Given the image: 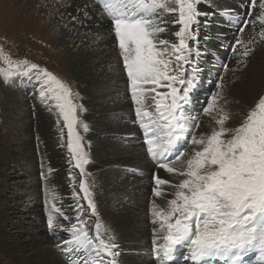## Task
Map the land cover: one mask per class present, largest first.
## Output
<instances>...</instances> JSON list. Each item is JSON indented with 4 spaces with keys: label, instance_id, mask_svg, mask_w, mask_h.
Returning <instances> with one entry per match:
<instances>
[{
    "label": "snow or ice",
    "instance_id": "6c2138e0",
    "mask_svg": "<svg viewBox=\"0 0 264 264\" xmlns=\"http://www.w3.org/2000/svg\"><path fill=\"white\" fill-rule=\"evenodd\" d=\"M56 4L65 28L108 41L105 48L118 59L107 71L125 77L123 93L114 99L128 101L129 114L109 113L106 119L133 126L111 138L121 150L136 141L141 163L123 171L141 180L147 173L150 181L144 218L151 228L150 264H264V92L235 113L236 123L227 107L229 86L264 44V0H237L229 7L217 0ZM221 23L231 37L219 30ZM218 49L228 50L227 62L218 58ZM0 65L4 85L31 87L35 103L54 120V146L66 149L67 201L57 195L56 169L38 148L43 213L54 250L63 264H122L115 229L98 213L95 177L87 180L92 157L83 97L46 67L14 59L2 45ZM208 66L223 71L218 78L209 72V92L198 100ZM36 140L44 143L39 135Z\"/></svg>",
    "mask_w": 264,
    "mask_h": 264
},
{
    "label": "bare ground",
    "instance_id": "6f19581e",
    "mask_svg": "<svg viewBox=\"0 0 264 264\" xmlns=\"http://www.w3.org/2000/svg\"><path fill=\"white\" fill-rule=\"evenodd\" d=\"M14 1L15 0H0V19L4 18L5 22L10 25L11 22L16 23L14 24L15 26L12 31L14 32L18 30V33H20L15 35L16 41L14 42H17V44L26 43L27 45L34 47L36 43L39 42L35 43V40L32 38L34 37L36 39L35 36L49 34L46 27L49 29L47 24L48 21H50L52 26H54L51 27L53 30H50L51 28L49 29L51 31L50 34L57 33L59 36L56 48H58L60 56L64 59V65L68 67V70L65 72L71 80V83L73 81L77 91L83 97L82 102L88 108V112L85 114L87 122L90 124L92 130L97 131V133L101 135V137H97V134L94 132L89 134V140L91 141L90 153L92 157V163L89 168L90 171L93 172L94 177H96L101 183L98 187L100 194L97 195L99 202L97 204H100L103 217L106 219L107 223L115 229L119 243L123 249V255L120 257L122 264H150L148 248L150 247L151 239L148 229L144 223V218L147 214L148 208L147 202L150 198L152 200L149 187L145 185L146 183H150V181L147 178V173H145L144 178L148 181L144 179H132L131 176L126 177L124 171L120 173L119 169L124 167L122 165H128L127 167H129V164L137 165L140 164L141 161L136 153L135 156L131 157L133 161L129 162L130 158L126 157L128 148L121 150L120 146L116 142H111L106 137L107 134L113 135V133H119L121 135L127 134L133 131V127L130 123H125L124 120H119L116 124L115 122L112 123L108 119L104 120L108 123L107 126H105L100 124L101 122L99 120L95 121V117H93L96 109H103V113L106 115L109 112L107 111L108 106H111V110L115 109L118 113L122 112L125 114L129 111L128 103L124 100L114 99L113 104H110V95H115L117 92H123L125 77L109 73L106 68L100 67V62L103 66H107L109 63L115 64L118 59L116 54L105 48V45L108 43L107 40L97 41L94 36L85 37L82 35L84 31L83 29L77 31L72 29L71 25L69 28H65L64 21H61L59 15L55 14L56 9L59 8V5L56 4V0H19V9L12 10L11 5ZM233 1L234 0H223L221 2V7L234 6ZM59 10L61 12L64 11L62 8ZM20 12H27L32 17L40 16L41 20H38L37 22H47V26L44 28L36 25V23L26 24L20 19ZM50 13H52V15H50ZM8 36L14 35L10 32ZM50 44H52V46L54 45V39H51ZM49 48H51V46H49ZM260 48L261 46L257 49ZM218 58H220V54L218 55ZM254 65V60L251 59L248 68L246 69V73L244 71L240 75L242 76L244 73L248 75ZM228 75L230 76L231 74L229 73ZM245 77L242 79H245ZM236 82L237 80L235 83ZM234 84L230 85L229 89H231ZM92 87L99 89L100 93H92ZM205 88H207V83H205ZM10 95H12L10 90L5 89L4 96L0 97V109H2L3 115L2 118H7L10 115L8 109L10 104L13 103ZM199 100H202V98H199ZM197 105L199 106V104ZM42 111L44 113L43 116L45 117V123L48 125V129H45L43 134L44 140L46 141L43 149L47 153L51 166L56 169L53 174V185L56 187L57 195L67 199L70 197V189L67 187L68 171L66 170V151H61L54 146L52 140V127L54 120L46 111L43 109ZM41 117L42 115L39 118ZM22 124L26 129H30L32 126L31 118H28L27 122H22ZM132 141L133 140H131L130 143ZM27 144L30 148L32 142L29 141ZM0 146V166L3 167L9 156L3 143L0 144ZM33 153L30 154L28 152L27 155L29 156V160L34 163ZM9 159H11V157ZM106 165L110 166L105 167ZM116 165H119L120 167L117 168ZM2 167L0 169L3 171L4 169ZM115 168L117 171L114 170ZM0 175V203H2L6 201H4L3 197L4 176L2 174ZM128 178L131 179L129 180ZM114 179L119 183L120 188H116L117 183ZM125 196H127V199L124 201ZM36 199L38 200L37 196ZM158 202L163 203V201ZM7 206L8 205H6V208ZM1 209L2 206L0 208V257L2 260L7 262L6 264H24L25 262L29 264H63L61 257L58 255L59 253L51 255L48 253L50 247V244L48 243L44 258L41 256L39 250L43 251V247L41 246L42 243L40 235H33L25 238L21 235V233H18L16 236L12 237V235L5 230L6 224L12 220L10 221L7 213L2 212ZM12 224L16 226L13 221ZM9 239H13V242H17V246L12 247L11 243H8ZM29 251H32L33 254L28 255L29 258L25 257V253ZM37 254L38 258H36ZM41 258L43 259L39 261Z\"/></svg>",
    "mask_w": 264,
    "mask_h": 264
},
{
    "label": "rangeland",
    "instance_id": "374dc122",
    "mask_svg": "<svg viewBox=\"0 0 264 264\" xmlns=\"http://www.w3.org/2000/svg\"><path fill=\"white\" fill-rule=\"evenodd\" d=\"M222 1L223 0H217V3L221 6ZM19 3H20L19 0H15L13 4L11 5V9L12 10L19 9V6H18ZM236 3H237V0H234L233 1L234 6ZM33 17L30 16L27 12H22L20 15V19L23 20V22H25L26 24L36 23V25L42 26L44 28L48 25L49 29L51 27H54L52 26L50 21H48V24L47 22L46 23L37 22L38 20H41L40 16L39 17L37 16L34 18ZM14 24L16 23L11 22V25H10L9 23L5 22L4 18L0 19V45L4 47L5 51H7L14 59L15 58H27L28 60L34 63H38L42 67H46L49 71H51L56 76H58L62 80L66 81L69 85H71L74 91H77L75 85L73 84V81L71 83V80L69 79V77L67 76L65 72L66 70H68V67L64 65L65 64V62H63L64 59L62 56H60V52H58L59 51L58 48H56L57 40L59 37L57 33L50 34L51 32L50 30H53V29L51 28L49 30L46 27V30L49 32V34H41L40 36H35L36 39L34 37L32 38L35 40V43L39 42L40 44L36 43L34 47L29 46L26 43L17 44V42H14L16 41L15 35L20 34V33H18L19 32L18 30L14 32L12 31L13 27L15 26ZM219 30L228 32L229 37H231L232 35V33L229 31L227 27L223 25V23H221ZM10 32H12V35L14 36H8ZM50 38L54 39L53 46H52L53 43L50 44L51 42ZM39 40L42 42V44ZM49 46H51V48H49ZM210 47L215 49L217 48V45L215 42H210ZM219 54H220L219 59H223L225 62H227L228 50L218 49V55ZM219 59L217 60V62L219 61ZM251 59L254 60V63H255L253 69L249 72L248 75L245 74L246 73V70H245V73L241 76V79L237 80V82L232 86L231 89H228V92H227V96L229 99V104L227 105V107L234 114L233 123L238 122V119L235 116V113H237L240 110L248 108L254 102V100L258 97V94L264 92V44L261 45L260 49H256L254 51ZM102 66L103 65L100 62V67ZM104 68L107 69L106 66H104ZM222 71H223L222 68H212L211 66H208V70H206L204 73L205 83H207V79L209 78V72H211L213 78H218V73ZM244 77L245 79H242ZM229 78H231V75L229 76ZM205 83L201 85L200 89L196 93V99L198 100L199 98L203 99V97L209 92V86L207 85V88H205ZM212 87H214V85ZM5 89L10 90V92L12 93V95H10V98L13 101V103L10 104V107L8 109L9 110L8 112L10 113V115L7 118H2L3 117L2 109H0V144L3 143L5 149H7L6 152L9 158L11 157V159L8 158V160L4 163L5 165L3 167L0 166V168L2 167L4 169L3 171L0 169V172H1L0 174L4 176L3 197H4V201H6V202H2L3 204L0 203V208L2 206L1 211L4 213H7L9 220L10 221L12 220L16 224V226H14L12 224V221L8 222L5 226V230H7L12 235V237L16 236V234L18 233H21V235L25 238H28L33 235H40L41 236L40 240L42 243L40 244L43 247V251L39 250V253H41V256L44 258V254L46 252L45 250L48 244H50L48 253H50V255L55 254V253L58 254L53 248V244L55 243V241L48 234L45 217L43 213V204H41L42 203V196H41V183L42 182H41L40 175H39L40 156L37 150L39 148L40 150L42 149L41 151H45L43 147L46 144V141L44 140L43 134H44V130L48 129V125L45 123V117L43 116L44 113L42 111V108L38 104H36L32 98V95H31L32 90L30 86H25L23 84H20L19 82H17V85L6 86L2 82H0V97L4 96ZM230 90L232 93L230 92ZM91 92L97 94L99 92V89H97L96 87H92ZM110 96H111L110 104H113L115 95H110ZM126 102L128 103V106H129V102L128 101ZM195 107L199 108L198 105H195ZM107 109H108L107 111L109 112L106 115H104L103 109H96L93 115V117H95V121L99 120L101 122L100 124L105 125V126H107L108 124L106 121H104L106 120V117L108 116V114L117 112L115 109L111 110V106H108ZM34 110L36 112V115L38 116L33 114ZM129 111L128 113H125L124 115L125 116L128 115ZM117 114L119 113L117 112ZM41 115L42 117L39 118ZM28 118H31L32 120V126L30 129L29 128L26 129L22 124V122L24 123L27 122ZM110 121L112 123L115 122L117 124L119 119L110 120ZM229 126H232V124H230ZM90 129H91V126H90ZM93 132L97 134V137L99 136L101 137V135L97 133V131L91 129L90 132L87 134L88 138H89V134ZM37 135H39L40 140L44 142L43 144L38 143V141L36 140ZM106 137L111 142H115L111 138L112 137L111 134H107ZM132 140L133 141L130 143V145L131 144L132 145L128 147L127 154H126L127 155L126 157L130 158L129 162L133 161L131 157L135 156L137 153V150L139 149V145L136 143V141L134 139ZM29 141L32 142V145L30 148L27 144V142ZM0 150H1V146H0ZM33 150H34V153H33ZM28 152L30 154L33 153L34 163L29 160V156L27 155ZM66 165H67L66 170L68 171V164L66 163ZM134 165L135 164H129V166H134ZM109 166L110 165H106L105 167H109ZM122 166L127 167L128 165H122ZM89 167L90 165L88 166V170L90 171ZM123 168L119 169L120 173L123 172ZM114 170H116V168ZM91 173H92V176L87 177L88 183H92L94 174L93 172ZM128 179L130 180L131 178H128ZM53 180H54V176L52 177V184H54ZM144 180H147V179L144 178ZM116 183H117L116 188H120L119 183L117 181ZM100 184L101 183L95 177L96 186L93 189V194H94V199L96 203H99L97 199V195L100 194V191L98 188ZM145 185L148 186L150 190V183H146ZM36 196L38 197V200L36 199ZM59 197H61L62 199H65L62 196H59ZM65 201H67V199H65ZM124 201H125V197H124ZM150 201H151V198L147 202L148 207H149ZM6 205H8L7 208H6ZM97 207H98V213L101 216V219L107 222L106 219L103 217L102 208L100 204H97ZM146 228L148 229L149 236L151 239V228L150 226H146ZM14 242H13V239L8 240V243H11L12 247L17 246L16 245L17 242L15 243ZM31 254H33L32 251L26 252L25 257L29 258L28 255H31ZM36 256H37L36 258H38V254ZM43 258H41L39 261H41ZM6 263L7 262L5 260H2V258L0 257V264H6ZM24 264H29V263L25 262Z\"/></svg>",
    "mask_w": 264,
    "mask_h": 264
}]
</instances>
